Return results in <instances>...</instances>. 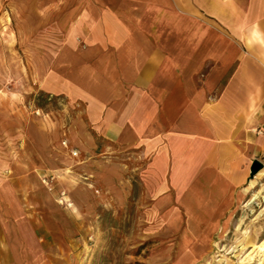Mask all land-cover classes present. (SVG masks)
<instances>
[{
  "label": "rangeland",
  "instance_id": "obj_1",
  "mask_svg": "<svg viewBox=\"0 0 264 264\" xmlns=\"http://www.w3.org/2000/svg\"><path fill=\"white\" fill-rule=\"evenodd\" d=\"M61 2L0 0V264H264V161L239 199L207 195L202 166L145 173L71 95L84 42Z\"/></svg>",
  "mask_w": 264,
  "mask_h": 264
},
{
  "label": "crops",
  "instance_id": "obj_2",
  "mask_svg": "<svg viewBox=\"0 0 264 264\" xmlns=\"http://www.w3.org/2000/svg\"><path fill=\"white\" fill-rule=\"evenodd\" d=\"M60 4L84 42L66 57L71 95L95 131L145 173L202 166L207 195L226 184L239 199L241 176L264 161V0Z\"/></svg>",
  "mask_w": 264,
  "mask_h": 264
},
{
  "label": "bare ground",
  "instance_id": "obj_3",
  "mask_svg": "<svg viewBox=\"0 0 264 264\" xmlns=\"http://www.w3.org/2000/svg\"><path fill=\"white\" fill-rule=\"evenodd\" d=\"M260 247H261V248H263V247H264V242H263V243L260 245Z\"/></svg>",
  "mask_w": 264,
  "mask_h": 264
},
{
  "label": "water",
  "instance_id": "obj_4",
  "mask_svg": "<svg viewBox=\"0 0 264 264\" xmlns=\"http://www.w3.org/2000/svg\"><path fill=\"white\" fill-rule=\"evenodd\" d=\"M257 166H253L252 170L254 171L256 169Z\"/></svg>",
  "mask_w": 264,
  "mask_h": 264
}]
</instances>
